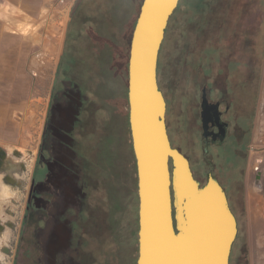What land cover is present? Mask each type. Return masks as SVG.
<instances>
[{"label":"rangeland","instance_id":"rangeland-1","mask_svg":"<svg viewBox=\"0 0 264 264\" xmlns=\"http://www.w3.org/2000/svg\"><path fill=\"white\" fill-rule=\"evenodd\" d=\"M142 3L71 0L65 41L53 46L60 56L38 55L29 66L32 89L16 123L21 138L13 149L0 145V264H137L128 88ZM171 17L158 63L162 92L180 99L170 108L169 137L202 184L213 174L230 195L247 152L238 157L226 145L205 153L191 129L181 138L175 118L192 124L191 86L196 72L204 78L202 66L219 61L216 71L227 73L229 60H254L264 40V0H180ZM239 220L241 240L240 213Z\"/></svg>","mask_w":264,"mask_h":264},{"label":"water","instance_id":"water-1","mask_svg":"<svg viewBox=\"0 0 264 264\" xmlns=\"http://www.w3.org/2000/svg\"><path fill=\"white\" fill-rule=\"evenodd\" d=\"M180 0H143L129 59V121L139 196L137 264H231L238 223L225 188L202 184L169 138L158 63ZM172 163V169H171Z\"/></svg>","mask_w":264,"mask_h":264},{"label":"crops","instance_id":"crops-1","mask_svg":"<svg viewBox=\"0 0 264 264\" xmlns=\"http://www.w3.org/2000/svg\"><path fill=\"white\" fill-rule=\"evenodd\" d=\"M71 0H0V145L15 147L21 138L16 127L32 89L29 66L38 55L51 57L56 42L65 41ZM262 42V39H261ZM256 56L239 62L244 81L256 99L246 164L239 181H230L232 209L242 217L243 237L237 238L233 264H264V40ZM59 46V50H61ZM60 56V55H59ZM248 72V73H247ZM239 205V207H238ZM241 228V226H240Z\"/></svg>","mask_w":264,"mask_h":264},{"label":"flooded vegetation","instance_id":"flooded-vegetation-1","mask_svg":"<svg viewBox=\"0 0 264 264\" xmlns=\"http://www.w3.org/2000/svg\"><path fill=\"white\" fill-rule=\"evenodd\" d=\"M204 58L205 62H210L208 56ZM212 62L213 64L202 66L201 71L204 78L196 72L192 81L189 99L192 104V124L187 123L184 117V120L180 121L179 115H176L175 126L177 132L185 141L189 138L188 132L191 129L197 143L205 153H211V148L212 152H217L227 145L240 157L242 149L245 152L247 151L254 115L255 90L252 88L250 81L248 83L244 81L243 70L238 61H228L227 73L216 71V65L219 61ZM249 121H251V125L247 124ZM166 122L169 130L167 115ZM182 129L184 130L182 131ZM177 148L183 152L182 148ZM212 157H214L213 154ZM228 198L232 209L233 202L229 195ZM232 211L237 218L238 238L240 220L236 215V210L232 209Z\"/></svg>","mask_w":264,"mask_h":264},{"label":"trees","instance_id":"trees-1","mask_svg":"<svg viewBox=\"0 0 264 264\" xmlns=\"http://www.w3.org/2000/svg\"><path fill=\"white\" fill-rule=\"evenodd\" d=\"M172 18V17H171ZM170 22H171V19H170V21H169V25H170ZM163 48V47H162ZM162 48H161V53H162ZM160 59V58H159ZM159 87H160V89L162 90V88H161V85H160V83H159ZM164 93V92H163ZM171 93H173V95H174V98L172 99V97L170 98V97H168L167 98V96H166V93H164V95H165V99H166V101H167V121H168V115H169V113H170V108H171V110H172V107H173V109L176 111L177 110V108H178V106H179V95H178V93H177V91H171ZM172 95V96H173ZM175 119H177V118H175ZM168 126H169V121H168ZM172 164V163H171ZM245 264H247V263H245Z\"/></svg>","mask_w":264,"mask_h":264},{"label":"bare ground","instance_id":"bare-ground-1","mask_svg":"<svg viewBox=\"0 0 264 264\" xmlns=\"http://www.w3.org/2000/svg\"><path fill=\"white\" fill-rule=\"evenodd\" d=\"M55 51V50H54Z\"/></svg>","mask_w":264,"mask_h":264}]
</instances>
